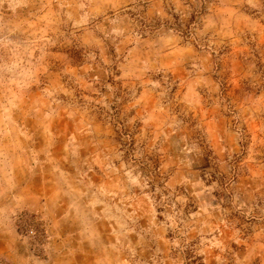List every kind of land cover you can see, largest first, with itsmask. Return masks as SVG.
<instances>
[{"label": "rangeland", "instance_id": "rangeland-1", "mask_svg": "<svg viewBox=\"0 0 264 264\" xmlns=\"http://www.w3.org/2000/svg\"><path fill=\"white\" fill-rule=\"evenodd\" d=\"M0 264H264V0H0Z\"/></svg>", "mask_w": 264, "mask_h": 264}]
</instances>
